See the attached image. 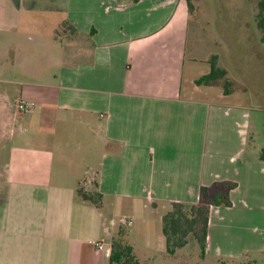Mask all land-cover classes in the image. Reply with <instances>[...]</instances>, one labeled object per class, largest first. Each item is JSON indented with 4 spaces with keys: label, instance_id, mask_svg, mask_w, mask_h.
<instances>
[{
    "label": "crops",
    "instance_id": "crops-1",
    "mask_svg": "<svg viewBox=\"0 0 264 264\" xmlns=\"http://www.w3.org/2000/svg\"><path fill=\"white\" fill-rule=\"evenodd\" d=\"M188 18L185 0H0V264H109L120 226L140 264H157L155 245L172 264L161 210L221 181L237 187L210 208L203 259L264 252L253 107L194 84L210 65L187 57ZM93 184L99 209L76 194ZM140 197L131 233L123 209Z\"/></svg>",
    "mask_w": 264,
    "mask_h": 264
},
{
    "label": "rangeland",
    "instance_id": "rangeland-1",
    "mask_svg": "<svg viewBox=\"0 0 264 264\" xmlns=\"http://www.w3.org/2000/svg\"><path fill=\"white\" fill-rule=\"evenodd\" d=\"M190 1L193 9L187 22V57H191L194 47L196 58L209 57L210 60L213 55L217 56L218 65L225 70V78L232 84V93L249 99L253 107L251 121L256 128L255 142L264 150V29L257 26L261 0ZM220 86L222 87V84ZM82 133L94 147L93 141L97 140L91 134ZM250 151L251 148L248 149V152ZM127 202L123 214L132 218V233L141 226V217L145 214L142 206L146 201L145 197H140ZM169 210L167 205L161 213L164 215ZM157 217L158 214L149 217L154 228L157 226ZM133 239L139 247H144L141 237ZM152 248L149 254L158 255L157 264H165V255L157 250L156 245ZM149 249L150 247L147 250ZM242 257L237 261H205L200 256L199 246L189 240L188 244L176 253L172 264H264V252H251L243 254Z\"/></svg>",
    "mask_w": 264,
    "mask_h": 264
},
{
    "label": "trees",
    "instance_id": "trees-1",
    "mask_svg": "<svg viewBox=\"0 0 264 264\" xmlns=\"http://www.w3.org/2000/svg\"><path fill=\"white\" fill-rule=\"evenodd\" d=\"M188 12L191 13L193 4L185 0ZM258 28L264 29V0L259 2ZM65 30V23L61 27ZM75 32V30H74ZM217 56L213 55L209 60L210 70L194 81L196 86H215L222 84L224 95L232 93V84L225 76L226 72L217 64ZM222 81V83H221ZM260 159L264 161V150ZM237 184L230 181L214 182L211 186H202L199 189L198 202L196 204L172 203L170 210L161 218V232L165 242V253L174 255L178 250L193 240L200 248V256L205 253L209 211L211 207H231L230 193ZM96 184L90 191L78 188L77 197L99 209L102 204V196L96 190ZM127 230L119 227L111 239L109 264H140L135 256L133 247L128 243Z\"/></svg>",
    "mask_w": 264,
    "mask_h": 264
},
{
    "label": "built area",
    "instance_id": "built-area-1",
    "mask_svg": "<svg viewBox=\"0 0 264 264\" xmlns=\"http://www.w3.org/2000/svg\"><path fill=\"white\" fill-rule=\"evenodd\" d=\"M14 108H15L16 113H21V114L28 113L33 108V103L21 100V101L16 102ZM120 222L122 226L131 225V220H128L126 218H122ZM102 248H103L102 244H97V250H101Z\"/></svg>",
    "mask_w": 264,
    "mask_h": 264
}]
</instances>
